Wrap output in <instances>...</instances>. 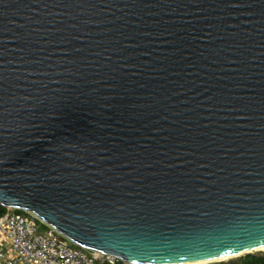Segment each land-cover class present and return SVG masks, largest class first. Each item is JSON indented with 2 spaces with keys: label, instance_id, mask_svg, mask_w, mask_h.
I'll return each instance as SVG.
<instances>
[{
  "label": "water",
  "instance_id": "water-1",
  "mask_svg": "<svg viewBox=\"0 0 264 264\" xmlns=\"http://www.w3.org/2000/svg\"><path fill=\"white\" fill-rule=\"evenodd\" d=\"M0 206L127 264L264 247V0H0Z\"/></svg>",
  "mask_w": 264,
  "mask_h": 264
},
{
  "label": "built area",
  "instance_id": "built-area-1",
  "mask_svg": "<svg viewBox=\"0 0 264 264\" xmlns=\"http://www.w3.org/2000/svg\"><path fill=\"white\" fill-rule=\"evenodd\" d=\"M20 212L0 217V264H127L75 247L34 214Z\"/></svg>",
  "mask_w": 264,
  "mask_h": 264
},
{
  "label": "trees",
  "instance_id": "trees-1",
  "mask_svg": "<svg viewBox=\"0 0 264 264\" xmlns=\"http://www.w3.org/2000/svg\"><path fill=\"white\" fill-rule=\"evenodd\" d=\"M8 212L7 209L0 206V217ZM21 213L20 211H17ZM208 264H264V252L263 253H251L238 256L236 258H231L227 261L213 262Z\"/></svg>",
  "mask_w": 264,
  "mask_h": 264
},
{
  "label": "rangeland",
  "instance_id": "rangeland-1",
  "mask_svg": "<svg viewBox=\"0 0 264 264\" xmlns=\"http://www.w3.org/2000/svg\"><path fill=\"white\" fill-rule=\"evenodd\" d=\"M9 211H13V210H9ZM263 253L264 251H257V252H252V253ZM238 257V256H237ZM232 258H236V257H232ZM229 259H231V258H228V259H224V260H220V261H215V262H221V261H227V260H229ZM210 263H213V262H210ZM205 264H208V263H205Z\"/></svg>",
  "mask_w": 264,
  "mask_h": 264
},
{
  "label": "bare ground",
  "instance_id": "bare-ground-1",
  "mask_svg": "<svg viewBox=\"0 0 264 264\" xmlns=\"http://www.w3.org/2000/svg\"><path fill=\"white\" fill-rule=\"evenodd\" d=\"M257 251H264V247H262V248H259V249H257L256 251H254V252H257Z\"/></svg>",
  "mask_w": 264,
  "mask_h": 264
}]
</instances>
